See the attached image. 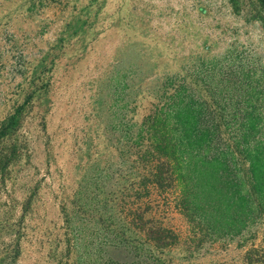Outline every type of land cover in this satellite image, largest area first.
Listing matches in <instances>:
<instances>
[{"label":"rangeland","instance_id":"374dc122","mask_svg":"<svg viewBox=\"0 0 264 264\" xmlns=\"http://www.w3.org/2000/svg\"><path fill=\"white\" fill-rule=\"evenodd\" d=\"M180 85L221 136L213 92L264 127V0H0V264H258L264 217L197 239L196 191L195 222L159 183L148 117Z\"/></svg>","mask_w":264,"mask_h":264},{"label":"trees","instance_id":"16d2710c","mask_svg":"<svg viewBox=\"0 0 264 264\" xmlns=\"http://www.w3.org/2000/svg\"><path fill=\"white\" fill-rule=\"evenodd\" d=\"M182 86L161 107L160 102L154 104L148 117L152 124L147 136L160 158L157 166L159 183L171 180L177 184L180 202L193 220L196 218L194 209H189V192L196 191L193 198L197 202L196 210L201 214L199 222L192 224L191 232L195 238L212 232L234 236L264 217L262 118L254 105L249 106L250 112L244 111L243 116L239 114L240 95L233 94L237 96L235 106L238 109L228 111L230 107H222V101L216 99L220 92H213L215 95H211L210 101L222 119L224 133L221 136V124H216L210 103L194 99ZM249 101L253 100L244 102ZM141 127H144L143 123ZM189 179H196L193 189L186 183ZM151 234L157 249L167 248L179 238L162 229L151 231ZM256 263L264 264V254L256 259Z\"/></svg>","mask_w":264,"mask_h":264}]
</instances>
